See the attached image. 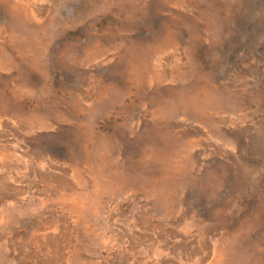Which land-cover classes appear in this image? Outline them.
<instances>
[{"label":"rangeland","instance_id":"374dc122","mask_svg":"<svg viewBox=\"0 0 264 264\" xmlns=\"http://www.w3.org/2000/svg\"><path fill=\"white\" fill-rule=\"evenodd\" d=\"M0 264H264V0H0Z\"/></svg>","mask_w":264,"mask_h":264}]
</instances>
